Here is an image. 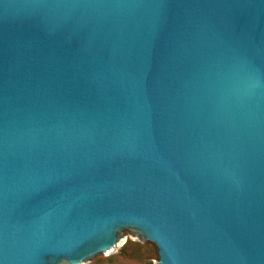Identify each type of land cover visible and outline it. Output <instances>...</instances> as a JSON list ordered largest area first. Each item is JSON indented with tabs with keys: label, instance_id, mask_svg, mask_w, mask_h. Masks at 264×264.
<instances>
[{
	"label": "water",
	"instance_id": "95a60500",
	"mask_svg": "<svg viewBox=\"0 0 264 264\" xmlns=\"http://www.w3.org/2000/svg\"><path fill=\"white\" fill-rule=\"evenodd\" d=\"M264 264V0H0V264Z\"/></svg>",
	"mask_w": 264,
	"mask_h": 264
},
{
	"label": "rangeland",
	"instance_id": "374dc122",
	"mask_svg": "<svg viewBox=\"0 0 264 264\" xmlns=\"http://www.w3.org/2000/svg\"><path fill=\"white\" fill-rule=\"evenodd\" d=\"M157 250L129 236L119 255L97 264H158Z\"/></svg>",
	"mask_w": 264,
	"mask_h": 264
}]
</instances>
